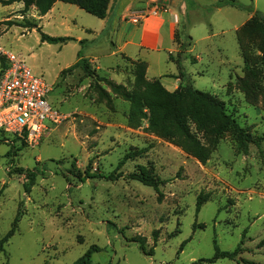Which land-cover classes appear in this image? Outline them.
Listing matches in <instances>:
<instances>
[{
	"label": "rangeland",
	"instance_id": "374dc122",
	"mask_svg": "<svg viewBox=\"0 0 264 264\" xmlns=\"http://www.w3.org/2000/svg\"><path fill=\"white\" fill-rule=\"evenodd\" d=\"M1 1V47L49 86L46 101L65 118L36 144L0 131V239L20 213L0 264H72L90 246L100 250L91 264H264V43L258 31L243 29L255 12L264 17V0H236L241 9L182 0L178 45L152 59L144 76L168 92L191 84L212 95L258 139L244 153L227 132L205 163L149 133L147 121L127 126L129 102L120 91L137 92L134 72L143 61L118 53L102 20L62 2L40 16L34 5L23 13L22 3ZM36 28L74 40L41 42ZM133 152L139 154L117 168ZM139 167L160 181L159 199L129 179ZM26 170L37 174L30 193L22 190ZM112 173L120 177L98 176ZM199 194L206 201L196 212ZM137 236L153 255L141 253ZM214 241L221 251L238 248L236 258L200 261L213 256Z\"/></svg>",
	"mask_w": 264,
	"mask_h": 264
},
{
	"label": "trees",
	"instance_id": "16d2710c",
	"mask_svg": "<svg viewBox=\"0 0 264 264\" xmlns=\"http://www.w3.org/2000/svg\"><path fill=\"white\" fill-rule=\"evenodd\" d=\"M111 0H2L3 6L11 5L13 3L23 4V13H26L29 8L34 5L40 16L46 15L52 9L56 2H62L78 7L87 14L97 18L104 19L107 16L109 3ZM242 8L236 0H219L216 3L217 8L223 7ZM35 27V26H30ZM253 28L260 33L264 43V17L255 12L252 17L245 23L243 29ZM40 34L41 42L50 44L65 43L74 39L69 37H51L40 32V28H36ZM81 42V41H79ZM264 54V48L262 49ZM78 57L80 55L78 54ZM78 64V63H77ZM76 64V65H77ZM84 69L87 66L84 61L80 63ZM263 80L262 102L264 103V55L261 59ZM1 67L4 69L5 62L1 60ZM178 68V65H177ZM146 63L138 61L136 66L135 76V93L127 91H120V95L129 102V111L127 114V126L131 129L140 128L144 121H147V130L155 136L167 140L177 147H179L188 156H191L198 161L205 163L217 145L219 139L227 132L235 133L237 139V148L247 153L248 145H257L258 139L249 135L246 129L241 128L236 120L226 110L224 103L213 97L212 95L199 91L187 84L185 87H178L172 92H168L160 84L159 80L151 82L145 81ZM70 69H67L68 71ZM257 73V72H256ZM178 78V77H176ZM245 90L248 92L250 86H246ZM116 90L120 89L118 87ZM249 95L247 94V97ZM139 152L126 154L121 161H119L117 168L133 157L137 156ZM22 172V170H19ZM26 183L23 184L24 193H30V189L34 185L36 172L26 170ZM85 176L90 177L89 167L85 171ZM100 178L115 181L120 175L112 173L108 176L98 175ZM129 179L138 181L139 183L151 187L158 194V199L161 197L159 193L160 181L152 177L144 168L139 167L129 175ZM206 201V195L199 194L196 200V212H199L201 206ZM20 213L13 219L11 229L7 234L0 239V253L4 251V245L8 239L14 234ZM157 232L153 233L154 242H156ZM133 241L138 245V249L146 256L153 255V249L149 251L145 249V238L134 237ZM214 253L211 258L200 260L206 263H214L218 259L234 260L239 249L233 251H221L214 241ZM184 244V243H183ZM182 244V246H183ZM96 246H90L88 250L72 264H91V256L93 253L99 252Z\"/></svg>",
	"mask_w": 264,
	"mask_h": 264
},
{
	"label": "crops",
	"instance_id": "0c3cea01",
	"mask_svg": "<svg viewBox=\"0 0 264 264\" xmlns=\"http://www.w3.org/2000/svg\"><path fill=\"white\" fill-rule=\"evenodd\" d=\"M154 1H157L155 5L152 4ZM160 3L163 8H159ZM106 12L101 32L109 30L115 35L119 41L118 53L145 62L146 72L152 59L159 58L161 52L172 54L175 51L174 37L180 20L185 17L182 0H111ZM134 13L137 20L131 18ZM174 84L175 81L169 83V87L174 88Z\"/></svg>",
	"mask_w": 264,
	"mask_h": 264
},
{
	"label": "built area",
	"instance_id": "2783aa9c",
	"mask_svg": "<svg viewBox=\"0 0 264 264\" xmlns=\"http://www.w3.org/2000/svg\"><path fill=\"white\" fill-rule=\"evenodd\" d=\"M48 93L49 86L0 45V131L38 143L50 125L65 118L48 104Z\"/></svg>",
	"mask_w": 264,
	"mask_h": 264
}]
</instances>
